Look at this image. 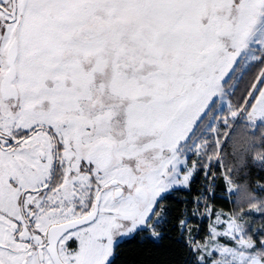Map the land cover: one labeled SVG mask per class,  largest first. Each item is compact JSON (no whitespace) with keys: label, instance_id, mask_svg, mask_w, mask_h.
<instances>
[{"label":"snow or ice","instance_id":"obj_1","mask_svg":"<svg viewBox=\"0 0 264 264\" xmlns=\"http://www.w3.org/2000/svg\"><path fill=\"white\" fill-rule=\"evenodd\" d=\"M238 121L264 126V0H0V264H264ZM198 174L200 239L169 206Z\"/></svg>","mask_w":264,"mask_h":264},{"label":"trees","instance_id":"obj_2","mask_svg":"<svg viewBox=\"0 0 264 264\" xmlns=\"http://www.w3.org/2000/svg\"><path fill=\"white\" fill-rule=\"evenodd\" d=\"M247 79V78H246ZM244 82L241 83L239 90L236 93V98L243 93ZM264 126L256 127L253 132L252 126L246 124L244 121H238L230 130L226 139L223 140L224 134L230 128H223V134H221L220 140L224 145V155L225 160L228 162L229 166L239 167L246 159L254 160L258 156L264 154ZM218 178L216 180V198L214 200V208L218 211H229L233 208V205L226 199L222 198L225 188V182L219 177L223 175L222 170H217ZM264 173H260L258 169H252L250 174L245 177L241 174L240 178L236 181L240 184L241 191H244V186L247 182L251 184L252 190L258 196L264 197V193L255 192V184L260 176ZM247 181V182H246ZM206 184L202 175H197L192 181L191 191L181 192L174 194L172 200L170 201V209L172 216L180 218L184 215L189 220V228L192 229L193 233L196 234L198 231L197 238H203L205 233L208 231L209 223L211 218L207 214L195 217L192 216V211L194 204L192 203L193 198L201 190L202 186ZM200 211L203 213L204 209L201 208ZM124 255L130 261L135 260L137 264H151V262L157 258L158 253L150 252L149 250L139 251L135 246H128L124 250Z\"/></svg>","mask_w":264,"mask_h":264},{"label":"rangeland","instance_id":"obj_3","mask_svg":"<svg viewBox=\"0 0 264 264\" xmlns=\"http://www.w3.org/2000/svg\"><path fill=\"white\" fill-rule=\"evenodd\" d=\"M232 127H233V126L230 125V128L227 130L226 134H224V136H223V140L227 138V136H228V134H229V132H230V130H231ZM222 129H223V128L220 129L221 134L224 133ZM263 129H264V127H263ZM219 139H220V137H219ZM223 140L221 139L220 141H223ZM218 212H219V211H218ZM213 219H214V217L211 218L209 225L213 222Z\"/></svg>","mask_w":264,"mask_h":264}]
</instances>
